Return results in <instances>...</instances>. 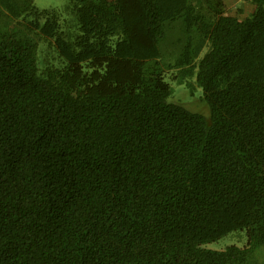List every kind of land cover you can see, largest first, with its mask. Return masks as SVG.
Wrapping results in <instances>:
<instances>
[{
	"label": "trees",
	"instance_id": "trees-1",
	"mask_svg": "<svg viewBox=\"0 0 264 264\" xmlns=\"http://www.w3.org/2000/svg\"><path fill=\"white\" fill-rule=\"evenodd\" d=\"M246 1L0 0V264H264V0Z\"/></svg>",
	"mask_w": 264,
	"mask_h": 264
},
{
	"label": "rangeland",
	"instance_id": "rangeland-1",
	"mask_svg": "<svg viewBox=\"0 0 264 264\" xmlns=\"http://www.w3.org/2000/svg\"><path fill=\"white\" fill-rule=\"evenodd\" d=\"M66 3L67 0H33V5L36 6L38 9L62 10ZM250 10L251 5L246 0H224V12L226 14L235 15L239 18H242L246 14H248ZM170 33L171 35L168 37V40L172 41L176 35L178 36L180 34L179 28L176 27V29H174V31H171ZM43 44L45 43L39 41L38 47H44ZM203 52L204 51H202V53L200 54V57L202 56ZM54 56L55 53L51 52L49 57ZM53 61L55 62L54 58L52 59V62ZM166 80L172 88V93L167 98L168 102L180 104L192 112H197L202 114L203 116H207V107L202 99L201 89L197 85L192 86L190 84L189 87L185 85L186 81L190 82L191 79L188 78L182 83H177L176 81L170 80L169 78H166ZM203 106L206 108V113L202 112ZM245 241V231L238 229L232 230L226 233L225 235L221 236L217 240L207 243L204 246L212 249H222L229 244H236L238 246H241L245 243Z\"/></svg>",
	"mask_w": 264,
	"mask_h": 264
}]
</instances>
